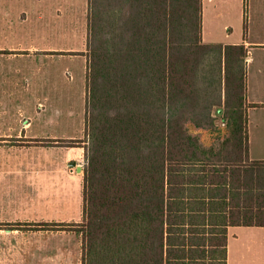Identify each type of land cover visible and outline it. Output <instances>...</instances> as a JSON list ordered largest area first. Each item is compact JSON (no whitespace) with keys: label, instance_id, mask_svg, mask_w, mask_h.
<instances>
[{"label":"trees","instance_id":"1","mask_svg":"<svg viewBox=\"0 0 264 264\" xmlns=\"http://www.w3.org/2000/svg\"><path fill=\"white\" fill-rule=\"evenodd\" d=\"M86 50L81 264H225L226 227H264L246 48L203 43L202 0H87Z\"/></svg>","mask_w":264,"mask_h":264},{"label":"rangeland","instance_id":"2","mask_svg":"<svg viewBox=\"0 0 264 264\" xmlns=\"http://www.w3.org/2000/svg\"><path fill=\"white\" fill-rule=\"evenodd\" d=\"M203 8L206 42L241 38L240 13ZM86 16L87 0H0V264H81Z\"/></svg>","mask_w":264,"mask_h":264},{"label":"crops","instance_id":"3","mask_svg":"<svg viewBox=\"0 0 264 264\" xmlns=\"http://www.w3.org/2000/svg\"><path fill=\"white\" fill-rule=\"evenodd\" d=\"M214 0H208L213 2ZM218 2L219 7L215 15L221 13L229 14L233 10L240 13L237 19L241 20V25H245V31L242 29L241 38L239 34L236 40L231 42H206L204 39V8L202 0V41L205 44H220V45H244L247 50L246 57V96L245 100L248 105L247 108V140H248V160L249 162H264V34H258L254 26L258 23L264 28V19H261V23L257 17L262 16L264 18V1L253 0L249 4L247 13L248 17L251 15V19L247 18L245 21V12L241 13V7H244L245 1L242 0H215ZM245 9V8H244ZM255 17V18H253ZM246 22V23H245ZM233 24H226L224 30L229 32V37L233 34L231 26ZM236 30V28H235ZM85 31V29H84ZM209 31V30H208ZM206 36L213 38L212 32ZM254 38V40H253ZM1 52V50H0ZM42 54L51 53L42 51ZM14 56V55H13ZM47 74H42V77ZM4 134L0 136V142H5V139L10 136ZM49 137V136H45ZM53 137V136H51ZM55 138V137H53ZM211 249V251H210ZM219 248H209L206 243L199 247L198 254L201 252V256L197 257L195 264H222L221 256L218 253ZM209 252L211 255L209 256ZM264 264V227H242V226H228L225 233V264Z\"/></svg>","mask_w":264,"mask_h":264},{"label":"water","instance_id":"4","mask_svg":"<svg viewBox=\"0 0 264 264\" xmlns=\"http://www.w3.org/2000/svg\"><path fill=\"white\" fill-rule=\"evenodd\" d=\"M69 166L70 167H74L75 169H76V171L78 172V173H80V171H81V166H79V165H75V163H71V164H69Z\"/></svg>","mask_w":264,"mask_h":264}]
</instances>
